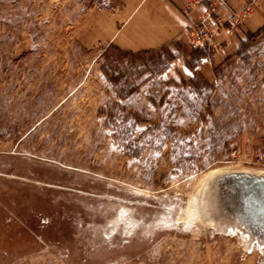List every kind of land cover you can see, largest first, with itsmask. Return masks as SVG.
<instances>
[{"label":"rangeland","instance_id":"1","mask_svg":"<svg viewBox=\"0 0 264 264\" xmlns=\"http://www.w3.org/2000/svg\"><path fill=\"white\" fill-rule=\"evenodd\" d=\"M92 2L0 0V264H264L262 216L232 203L249 198L239 172H264V31L161 105L157 69L189 39L85 45ZM122 110L141 119L135 156L101 113Z\"/></svg>","mask_w":264,"mask_h":264},{"label":"crops","instance_id":"2","mask_svg":"<svg viewBox=\"0 0 264 264\" xmlns=\"http://www.w3.org/2000/svg\"><path fill=\"white\" fill-rule=\"evenodd\" d=\"M118 1V5L110 8L96 6L87 11L82 19L79 33V39L83 44L105 47L112 45L124 51L137 52L155 50L174 41H186L188 27L200 21L209 3H220V0H206L185 14L184 7L189 0ZM225 2L219 5L217 13L229 15L233 10L251 5L253 12L246 19L243 27L236 32L225 29L215 35L211 43L216 48L211 51L210 57L202 58L196 65L191 66L188 62L189 55H179L159 75H166L168 80L177 83L182 80L189 81L195 74L211 81L215 76V70L237 54L246 34L264 25V0H225ZM155 77L153 76L144 85ZM164 84H167V81Z\"/></svg>","mask_w":264,"mask_h":264},{"label":"trees","instance_id":"3","mask_svg":"<svg viewBox=\"0 0 264 264\" xmlns=\"http://www.w3.org/2000/svg\"><path fill=\"white\" fill-rule=\"evenodd\" d=\"M92 5H95V6H98L100 8H107L105 6H103V2L101 0H94V2H92ZM264 31V27L263 28H260L258 30V32L256 33H251L249 34L248 33V37L247 39H244L242 40L241 42V46L238 50V53H240V51L242 50L243 47H245L248 42L250 41L251 38H254L258 35H260V33H262ZM181 42H177L176 45H180ZM112 48H114L115 50L119 51L122 55L124 56H138V55H141V54H144V53H148V52H153V50H141V51H137V52H133V51H124V50H121L115 46H112ZM165 45H163L162 47L160 48H164ZM110 48V46H109ZM190 50H185L184 52H178V53H170L169 56L170 58L166 61L165 64H163L162 66H160L158 69H157V72H162L164 70H166L169 65L171 64V62L179 55H181L182 53L186 54V55H189V64L191 66H194L196 65L202 58H206V57H210L211 56V52H209L207 49H204V48H189ZM107 52H108V49H105L104 51V54L103 55H107ZM194 59V61H192ZM144 64V63H143ZM156 65V64H155ZM105 65L102 63L101 64V69L103 71H105L104 69ZM114 69V68H113ZM118 75L122 72L118 71L117 72ZM123 74V73H122ZM155 73H152V75L150 77H147L145 80H142L140 81L139 83H136V84H127L125 88V92L122 91L121 89H119L117 95L118 97L120 98L121 101H125L127 99H133V94L138 92L139 89L147 82L149 81L152 76L154 75ZM109 75V81L115 85V86H118V83L120 81L119 79V76L114 73H111V74H107ZM209 82V81H207ZM182 84L184 86H187L188 84H191L192 86H194L195 84V79L192 78L190 79L189 81H185V80H182ZM167 87L163 93V95L161 96L160 98V104H164L165 101L168 99L170 93L178 88V84L177 82L173 81V80H168L167 81ZM114 106H118V104H114ZM123 108H125V106H123ZM102 114H105L106 115V121H107V125L108 127L113 131V136L114 138L119 142V144L123 145L124 148L128 151L129 155L131 156H135L137 155V151L135 152V137H134V134H135V131H136V128L137 126L139 125V123H141V119L140 117L133 113V112H125L124 110H122V112H118L119 113V116H117V114H114V113H109V112H101ZM148 130H151L150 127L147 128V131L144 132L143 134H147ZM166 137H170L169 133H166L164 134Z\"/></svg>","mask_w":264,"mask_h":264},{"label":"built area","instance_id":"4","mask_svg":"<svg viewBox=\"0 0 264 264\" xmlns=\"http://www.w3.org/2000/svg\"><path fill=\"white\" fill-rule=\"evenodd\" d=\"M206 0H189L184 13L188 14L195 7L203 4ZM226 3L225 0L210 2L198 23H192L187 29V35L191 48H204L211 52L216 48L212 45L213 37L223 30L228 29L231 32L239 31L246 19L251 16L253 8L251 5L241 9L233 10L229 15L217 13L218 7Z\"/></svg>","mask_w":264,"mask_h":264},{"label":"water","instance_id":"5","mask_svg":"<svg viewBox=\"0 0 264 264\" xmlns=\"http://www.w3.org/2000/svg\"><path fill=\"white\" fill-rule=\"evenodd\" d=\"M243 179V189L246 190V196L235 197L232 200L233 206L238 210L242 208V204H248V208L252 210L255 215H261L264 222V178H255L248 176H241ZM250 205V206H249Z\"/></svg>","mask_w":264,"mask_h":264},{"label":"bare ground","instance_id":"6","mask_svg":"<svg viewBox=\"0 0 264 264\" xmlns=\"http://www.w3.org/2000/svg\"><path fill=\"white\" fill-rule=\"evenodd\" d=\"M231 169V168H230ZM232 171V170H231ZM229 171L225 170V169H217L212 171L211 176H220L221 174H226ZM242 175L248 176V177H255V178H264V172H248V171H244V172H239ZM210 177V176H209Z\"/></svg>","mask_w":264,"mask_h":264}]
</instances>
